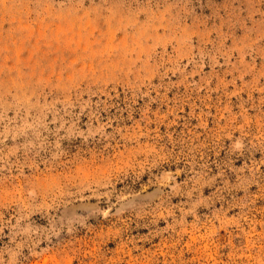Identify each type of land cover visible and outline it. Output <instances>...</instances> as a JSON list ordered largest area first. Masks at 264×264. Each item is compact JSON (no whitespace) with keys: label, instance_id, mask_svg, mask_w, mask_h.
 <instances>
[{"label":"rangeland","instance_id":"rangeland-1","mask_svg":"<svg viewBox=\"0 0 264 264\" xmlns=\"http://www.w3.org/2000/svg\"><path fill=\"white\" fill-rule=\"evenodd\" d=\"M0 264H264V0H0Z\"/></svg>","mask_w":264,"mask_h":264}]
</instances>
